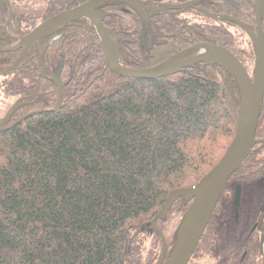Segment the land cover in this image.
I'll return each mask as SVG.
<instances>
[{"label":"trees","instance_id":"1","mask_svg":"<svg viewBox=\"0 0 264 264\" xmlns=\"http://www.w3.org/2000/svg\"><path fill=\"white\" fill-rule=\"evenodd\" d=\"M56 1L18 0L11 35L32 30L41 11L62 9L63 0ZM206 7L252 26L251 0H207ZM102 8L109 12L106 22L117 37L121 62L130 69L154 67L191 44L211 40L235 52L246 68L242 56L255 57L250 39L244 43L243 29L231 21L191 10L179 16L159 11L145 28L143 44L141 19L133 10L121 2ZM6 15L0 8V28ZM61 33L44 48L48 77L37 67L36 48L11 74L2 72L20 52H0L5 101L0 121L15 100L37 86L36 79L41 82L11 122L27 117L0 132V264H158L164 248L165 259L172 254L192 200L179 197L157 219L158 229L152 221L174 191L195 186L225 154L237 131L239 83L223 66L205 62L162 78L124 77L106 68L94 25L75 20ZM2 37V45L12 42ZM60 66L63 103L56 109L61 92L52 78ZM256 139L224 193L235 182L243 192L246 183L264 176V104ZM219 205L188 264H264L261 249L222 251L213 231Z\"/></svg>","mask_w":264,"mask_h":264},{"label":"water","instance_id":"2","mask_svg":"<svg viewBox=\"0 0 264 264\" xmlns=\"http://www.w3.org/2000/svg\"><path fill=\"white\" fill-rule=\"evenodd\" d=\"M120 1L132 5L135 9L143 12L136 4L135 0H90L89 2L78 7L68 9L47 19L37 26L27 38H24L17 47L26 45L27 47L46 36L57 31L63 24L82 18H90L96 26L102 41V52L106 68L112 70L118 75L130 78H162L178 72L184 67L191 66L199 62L208 64H218L226 68L239 83L241 89V105L236 135L226 150L225 154L217 165L210 170L195 186L191 188L178 189L174 191L162 209L152 221L154 228H157L156 222L160 217H165L168 210L173 206L175 201L183 196L186 201L192 204L185 215L178 233L176 246L167 259L165 264H188L198 248L202 237L209 225L216 207L224 194L232 175L238 170L246 158L250 155L253 147L257 143L256 132L264 104V31L259 25L258 35L250 32L254 41L257 63L254 76L246 69L241 60L225 46L213 42H199L176 54L165 62L146 69H130L125 67L120 59L113 57L114 39L104 25L103 19L95 9L96 5L104 2ZM258 10V18L264 11V0H255ZM176 7V6H174ZM166 7L154 8L153 10H162ZM245 28L246 24L237 18H231ZM16 49L14 46L5 48L6 51ZM26 56V51L20 57L16 65L6 71L9 74L18 68ZM43 61V55H40V62ZM61 91V98L56 109H59L63 103V86L59 80V72L53 78ZM16 103L9 113L0 122V132L12 128L20 123L27 116L7 124L12 116V112L18 107ZM242 188L237 189L236 206L240 208ZM264 238L261 240V249ZM165 248L158 262L161 264L165 258Z\"/></svg>","mask_w":264,"mask_h":264},{"label":"flooded vegetation","instance_id":"3","mask_svg":"<svg viewBox=\"0 0 264 264\" xmlns=\"http://www.w3.org/2000/svg\"><path fill=\"white\" fill-rule=\"evenodd\" d=\"M13 1H14V4H13ZM18 0H0V8L2 9V10H6V12H7V15L5 16V21L3 22V24H2V26H1V28H0V52H7L6 50H5V48H9V47H12V46H14L16 49H13V50H9V51H18V52H20V55H19V58L17 59V61L15 62V64L12 66V68L16 65V63L18 62V60L20 59V57L24 54V52L26 51V56H25V58H24V60H23V62H22V64L18 67V68H20L21 66H23V64H24V62L26 61V59H27V57H28V54H29V52L33 49V48H36L37 49V51H38V54H39V59H38V65H37V67H38V69L41 71V73L42 74H44V48L47 46V45H50V44H52L53 42H55V41H57L60 37H61V35H62V33H61V30L63 29V27L66 25V24H68V23H70V22H72V21H70V22H68V23H65V24H63L57 31H55V33H53V34H51V35H49V36H46V37H44L43 39H41V40H39V41H37V42H35V43H33V44H31V45H29L28 47L26 46V45H22V46H20V47H17L18 46V44L24 39V38H27L28 36H29V34L37 27V26H39L41 23H43L44 21H46L47 19H49V18H51V17H53V16H55V15H57V14H59L60 12H62V11H65V10H68V9H72V8H75V7H78V6H80V5H83V4H85V3H87V2H89L90 0H83L81 3H79L78 5H74V6H71L69 3H68V1L69 0H63V2H62V5H63V7H62V9H60V10H57V11H55V12H50V11H47V10H43V11H41V13H39L40 15H39V17H42V20L32 29V30H30L28 33H26L25 35H18V36H12L11 35V32H10V29H9V27H10V24H11V21H12V19H13V16H14V12H15V9H14V6L16 5V2H17ZM136 1V4L140 7V9H142V11L143 12H140V11H138L137 9H135L132 5H130L129 3H126V2H121L122 4H124L125 6H127V8H129V9H131V10H133V12H135L137 15H138V17L141 19V23H142V28H141V34H140V40H141V42L143 43V44H145V37H146V31H145V28H146V26H147V24L149 23V21H150V19L151 20H153L154 19V15L156 14V12H159V11H164V10H173V11H171V12H174L175 13V15H177V16H179L180 14H183V13H185L186 11H189V10H191L192 12H194V13H203V14H205V15H208V16H210L211 18H214V19H217V20H221V21H223V22H225V21H231V22H234L235 24H237L240 28H242L243 30L241 31H239V34H241V33H243L244 35H245V38H244V40H243V42L245 43V41H246V39L247 38H249L250 39V41H251V43L253 44V46H254V49H255V45H254V41H253V39H252V37H251V35H250V32H253V33H255V34H257L258 35V27H259V25L262 27L261 29L264 31V11L263 12H261L262 13V15L260 16V18H258V10H257V4H256V1L255 0H251V3H252V6H253V8H254V15H253V17H252V19H253V22H252V26H248L243 20H241V19H239L238 17H236L235 15H232V14H228V13H218V14H213V13H211L210 11H209V9H207V7H206V4H207V0H188V1H183V2H176V3H172V4H168V3H166V2H161V3H159L158 5H151V4H149L147 1H145V0H135ZM110 2H120V1H110ZM53 3V5L55 4V3H57V1L56 0H50V4H52ZM109 2H104V3H102V4H99V5H96V7H95V9L97 10V12L99 13V15H100V17L103 19V22H104V25H105V27L107 28V30H108V32L111 34V36L113 37V39L115 40V42H116V39H117V37L115 36V34L113 33V31H112V29L111 28H109L108 26H107V20H108V18H110V16L109 17H106V15H107V13H109V12H107V11H105L102 7L105 5V4H108ZM29 4H30V2H29ZM174 6H176V7H174ZM159 7H166L165 9H162V10H156V11H154L153 9L154 8H159ZM127 14H129L130 15V13L129 12H126ZM129 17V16H128ZM237 18L238 20H240L241 22H243L244 24H246V26L248 27V28H245V27H243L242 25H240L239 23H237V22H235L233 19H231V18ZM83 20H86V21H88L89 23H91L92 25H94L93 24V21L90 19V18H82ZM81 19V20H82ZM80 20V19H79ZM222 25H224V24H222ZM94 27L96 28V26L94 25ZM228 30H229V28H227ZM96 30H97V28H96ZM231 30L233 31V32H238V28L237 27H232L231 28ZM98 32V31H97ZM99 34V33H98ZM3 35H5V37H7V36H9L11 39H12V42L11 43H9L8 45H6V46H4V45H2V43H1V38H3L2 36ZM203 42V41H202ZM205 42V41H204ZM207 42H213V43H216V42H214V40H211V41H207ZM117 43V42H116ZM197 43H199V42H197ZM194 44H196V43H194ZM194 44H191L190 46H188L187 48H189V47H191L192 45H194ZM216 44H218V43H216ZM219 45H221V44H219ZM222 46H225V45H222ZM226 47V46H225ZM187 48H185L184 50H186ZM226 48H228V47H226ZM229 49V48H228ZM184 50H182L181 52H179V53H182ZM230 50V49H229ZM113 55H114V57L116 58V59H118V54H117V48H116V46L113 44ZM231 52H233L232 50H230ZM179 53H177V54H179ZM240 60H241V58L235 53V52H233ZM43 55V61H42V63L40 62V55ZM176 55V54H175ZM173 57V56H172ZM242 58H244V60H245V62H246V65L248 66L246 69L247 70H249L250 71V69H251V67H252V63L254 62V71L253 72H255V69H256V63H257V53H256V49H255V57H254V59H252V58H247V57H243L242 56ZM253 60V61H252ZM241 62L243 63V60H241ZM62 66V65H61ZM60 66V68H59V70H60V72H59V80H60V73L62 72V67ZM245 66V65H244ZM12 68H10V69H12ZM18 68H16V69H18ZM10 69H8L7 71H9ZM15 69V70H16ZM14 70V71H15ZM13 71V72H14ZM28 71H30V73H31V70L29 69ZM6 71H4V72H2L3 74L5 73ZM12 73V72H11ZM11 73H9V74H11ZM250 73V72H249ZM251 74V73H250ZM57 75V74H56ZM252 76H254V74H251ZM44 76L45 77H48L47 75H45L44 74ZM54 78V77H53ZM53 78H52V80H53ZM36 81H37V86L33 89H31L30 90V92L28 93V95H26L25 97H21V98H19V99H17V100H15L14 101V104L11 106V108L8 110V112L6 113V115L9 113V111L12 109V107L16 104V103H18L19 102V105H18V107L22 104V103H25L26 102V100H28L29 98H31L35 93H37L38 92V90H39V88H40V86H41V82H39L38 81V79H36ZM53 81H55V80H53ZM56 82V81H55ZM61 82V81H60ZM57 83V82H56ZM58 84V83H57ZM59 85V84H58ZM62 85V84H61ZM60 87V86H59ZM61 92V91H60ZM61 98V97H60ZM60 101V100H59ZM59 104V103H58ZM58 106V105H57ZM17 107V108H18ZM16 108V109H17ZM15 109V110H16ZM14 110V111H15ZM13 111V112H14ZM13 112H12V114H13ZM5 115V116H6ZM4 116V117H5ZM13 116V115H12ZM12 116H11V118H12ZM4 117L2 118V120L4 119ZM11 118H10V120L8 121V123L7 124H11V123H13V122H11ZM21 119V118H20ZM1 120V121H2ZM0 121V122H1ZM16 121V120H15Z\"/></svg>","mask_w":264,"mask_h":264},{"label":"rangeland","instance_id":"4","mask_svg":"<svg viewBox=\"0 0 264 264\" xmlns=\"http://www.w3.org/2000/svg\"><path fill=\"white\" fill-rule=\"evenodd\" d=\"M114 45L120 59L115 41ZM250 73L254 74L255 72ZM4 102L3 95H0V114L5 107ZM239 186L237 182L231 183L228 192L222 195L213 231L217 235L219 234L220 248L223 252H231L236 248L241 249L242 253H247V251L251 253L253 251L259 252L261 240L264 238V176L259 179V182H249L244 185L240 208L237 209L236 195ZM172 217L173 219L176 218L177 221L176 212L172 213ZM255 229L257 232H255ZM211 249L208 246L207 250ZM261 250L264 251V241ZM166 261L167 259L164 258L161 264H165Z\"/></svg>","mask_w":264,"mask_h":264},{"label":"bare ground","instance_id":"5","mask_svg":"<svg viewBox=\"0 0 264 264\" xmlns=\"http://www.w3.org/2000/svg\"><path fill=\"white\" fill-rule=\"evenodd\" d=\"M114 52V51H113ZM113 57H114V55H113ZM115 58V57H114ZM116 59V58H115ZM226 70V69H225ZM228 72V71H227Z\"/></svg>","mask_w":264,"mask_h":264}]
</instances>
